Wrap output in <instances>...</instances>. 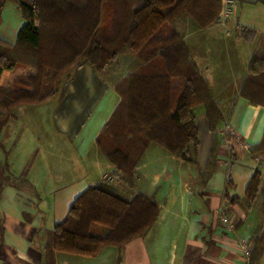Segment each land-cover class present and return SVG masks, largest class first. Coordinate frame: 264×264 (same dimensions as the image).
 I'll return each mask as SVG.
<instances>
[{"label": "crops", "instance_id": "0c3cea01", "mask_svg": "<svg viewBox=\"0 0 264 264\" xmlns=\"http://www.w3.org/2000/svg\"><path fill=\"white\" fill-rule=\"evenodd\" d=\"M244 3L249 0H241V6ZM176 31L208 81L225 125L235 131V141L219 144L214 172L202 180L211 143L202 108V136L195 118L196 164L151 143L135 167L132 183H126L95 140L119 103L114 85L137 61L121 56L107 81L84 64L46 101L17 106L16 118L0 133V162L5 150L9 173L18 185H7L0 196V264H44L48 233L65 218L77 196L107 177L123 197H152L159 210L156 221L120 251L107 247L94 257L55 253V264H244L237 242L250 240L264 228L257 201L243 209L236 200H243L255 171L264 177V153L252 152L264 139V106L239 95L250 53L240 41L223 42L224 29H201L189 18L179 20ZM219 68L220 75L211 74ZM9 73L0 74V86L12 85ZM42 106L50 107L45 124L37 113ZM222 130L220 124L216 132Z\"/></svg>", "mask_w": 264, "mask_h": 264}, {"label": "trees", "instance_id": "16d2710c", "mask_svg": "<svg viewBox=\"0 0 264 264\" xmlns=\"http://www.w3.org/2000/svg\"><path fill=\"white\" fill-rule=\"evenodd\" d=\"M6 1L0 0V12ZM10 1L20 10L24 24L14 44L0 39V74L18 65H28L34 72L16 79L14 87L0 86V133L16 118L17 106L42 103L59 90L43 86L46 70L74 72L90 64L104 79L107 67L119 56L132 55L138 67L114 85L120 100L95 140L97 147L126 183H132L135 167L151 143L196 164L199 140L194 108L202 106L211 143L201 177L208 179L217 166L220 139L215 131L224 118L211 97L208 81L176 31V22L189 18L197 27L207 28L220 13L221 0ZM104 10L110 13L109 22L101 29ZM263 74L264 55H251L239 95L255 106H264V94L257 95L254 86ZM252 152L264 153V139ZM5 154L0 162V196L7 185L18 187ZM226 186H230L228 181ZM236 200L243 209L257 201L264 221V177L259 171L251 177L243 200ZM158 212L154 199L145 194L123 197L107 180L89 186L48 233L43 263L55 264V253L94 257L107 247L120 251L148 232ZM93 225L105 228V234L93 236ZM250 242L248 264H260L264 228Z\"/></svg>", "mask_w": 264, "mask_h": 264}, {"label": "rangeland", "instance_id": "374dc122", "mask_svg": "<svg viewBox=\"0 0 264 264\" xmlns=\"http://www.w3.org/2000/svg\"><path fill=\"white\" fill-rule=\"evenodd\" d=\"M72 1L74 2V4L82 2L81 0H72ZM223 10L224 13L222 14ZM109 14L110 13L108 12V10L107 11L104 10L102 12V18L99 21V28L102 29L108 26ZM23 24H24V20L16 4L10 0L6 1L3 4V7L0 12V39L4 40L7 43L14 44L16 35ZM210 26H214L218 30L224 29L225 34H222L223 42L234 43L240 41V43H243L244 47L249 50L250 53L249 58L253 54L259 56L264 55V0L263 1L249 0L248 4L244 3L242 6H241V0H231V1L221 0L220 13L208 27ZM121 56H132V55L123 54ZM121 56H119V58ZM132 57L136 59L135 56ZM29 60H30L28 61L29 64L33 65L35 63L30 57ZM136 61H137V66L131 72L135 71L138 67V60L136 59ZM117 63L118 60L115 63L111 64L109 67H107L108 71L103 76L105 77L104 80L107 81L108 79H111L112 71L114 70V72H116L114 67L115 65H117ZM30 72H34V69L28 65L16 66L14 70L8 74L9 76L8 79H12V83H10L12 84L11 86L14 87L16 85V79L20 77H26ZM217 72H212L211 74L220 75L222 73V71H220V68H219V72L218 73ZM72 73H73L72 69H69L66 72L62 71V73L59 74H55L53 71L46 70L45 75L42 78V84L44 87L50 89L52 87L56 89H61L63 88L64 84L68 82ZM254 86H255V91H258L257 95L264 94V74L260 79H257V83ZM49 108L50 107H44V106L38 108L40 113L37 110L38 111L37 113L40 117L43 115V118L40 119V122H43V124L47 123L50 118ZM201 115H202V107L195 108V116H197L196 118H197L198 130L200 131V134L202 136L201 125L199 123ZM221 126H223L222 132L215 131L216 135L220 139V143L225 145L227 144V142L229 143L230 140L235 141L234 136L229 132L228 129H226L227 124L225 125L224 121L221 123ZM6 143L7 142L4 141V147H7L8 149L12 150L11 146H8ZM101 143L103 145V148L105 149L106 142L103 138L101 139ZM226 149L228 150V147ZM99 151L103 155L102 153L103 150L101 151V149H99ZM9 155L10 156L12 155V158L14 159L16 157V155L12 153V151H10ZM10 162L11 160L9 161V163ZM110 175L113 174H109V176ZM106 180L110 183V185L117 188L116 182H114V180L112 181L110 177H107ZM105 232L106 229L102 228L101 226L93 225L91 228V234L93 236L101 237L105 234ZM253 237H251L250 239H253Z\"/></svg>", "mask_w": 264, "mask_h": 264}, {"label": "built area", "instance_id": "2783aa9c", "mask_svg": "<svg viewBox=\"0 0 264 264\" xmlns=\"http://www.w3.org/2000/svg\"><path fill=\"white\" fill-rule=\"evenodd\" d=\"M227 1H231V0H227ZM223 13H224V10L222 11V14ZM226 129H228L229 132L233 136H235V131H233L230 126L227 125ZM221 221L223 223H228V220L225 217H221ZM237 250H239L242 253V255L244 257V264H248L249 259H250V254H251V251H252V244H251L250 240L241 239L239 242H237Z\"/></svg>", "mask_w": 264, "mask_h": 264}]
</instances>
